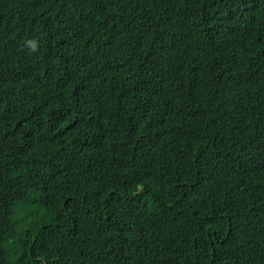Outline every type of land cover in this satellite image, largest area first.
Segmentation results:
<instances>
[{"label":"trees","instance_id":"obj_1","mask_svg":"<svg viewBox=\"0 0 264 264\" xmlns=\"http://www.w3.org/2000/svg\"><path fill=\"white\" fill-rule=\"evenodd\" d=\"M262 171L264 0H0V264H264Z\"/></svg>","mask_w":264,"mask_h":264},{"label":"clouds","instance_id":"obj_2","mask_svg":"<svg viewBox=\"0 0 264 264\" xmlns=\"http://www.w3.org/2000/svg\"><path fill=\"white\" fill-rule=\"evenodd\" d=\"M218 141L222 142V140H218ZM261 173H264V171H262ZM259 174H260V173H259ZM235 201L239 203V200L235 199ZM246 257H247V256H245V258H246ZM21 262L23 263V261H21Z\"/></svg>","mask_w":264,"mask_h":264}]
</instances>
